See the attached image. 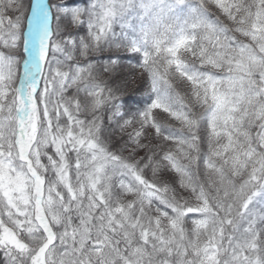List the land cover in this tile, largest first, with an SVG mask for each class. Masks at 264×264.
<instances>
[{"label": "snow or ice", "instance_id": "obj_1", "mask_svg": "<svg viewBox=\"0 0 264 264\" xmlns=\"http://www.w3.org/2000/svg\"><path fill=\"white\" fill-rule=\"evenodd\" d=\"M0 264H264V0H0Z\"/></svg>", "mask_w": 264, "mask_h": 264}]
</instances>
